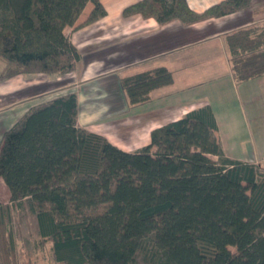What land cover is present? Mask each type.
I'll return each instance as SVG.
<instances>
[{"label":"trees","instance_id":"obj_1","mask_svg":"<svg viewBox=\"0 0 264 264\" xmlns=\"http://www.w3.org/2000/svg\"><path fill=\"white\" fill-rule=\"evenodd\" d=\"M252 1L196 13L188 0H141L124 15L192 25ZM88 3L84 24L107 15L101 0H0V80L73 71L81 55L64 31ZM226 43L239 80L264 74V25L229 33ZM120 83L136 106L174 76L158 67ZM78 112L75 91L57 94L3 134L0 179L11 198L0 202V264L28 263L14 221L24 203L54 264H264V163L224 153L210 105L154 129L135 153L79 128Z\"/></svg>","mask_w":264,"mask_h":264},{"label":"crops","instance_id":"obj_2","mask_svg":"<svg viewBox=\"0 0 264 264\" xmlns=\"http://www.w3.org/2000/svg\"><path fill=\"white\" fill-rule=\"evenodd\" d=\"M139 1L101 0L107 15L84 24L94 7L88 3L76 24L64 31L79 51L81 60L69 73L41 81L29 80L31 89L35 90L31 96L75 91L79 106L77 126L103 136L128 153L149 145L154 129L210 105L215 112L217 135L224 153L232 159L263 162L264 74L239 80L226 36L239 29L264 25V0H253L248 9L192 25H184L179 20L160 24L154 18L125 16L124 10ZM222 1L188 0V6L196 13H203ZM158 67L169 69L174 83L154 90L148 102L131 105L120 80ZM18 80L22 82L23 78L20 76L14 83ZM6 84L7 81L0 82V100L8 99ZM9 93L14 97L18 93L22 102L21 84ZM168 101L172 106L166 109ZM17 103L0 106V141L23 115ZM148 105H157L162 113L128 115L136 107ZM6 109L12 112L2 115L1 111ZM122 115L128 116L120 119Z\"/></svg>","mask_w":264,"mask_h":264},{"label":"rangeland","instance_id":"obj_3","mask_svg":"<svg viewBox=\"0 0 264 264\" xmlns=\"http://www.w3.org/2000/svg\"><path fill=\"white\" fill-rule=\"evenodd\" d=\"M3 68V64L0 62V72ZM61 75V74H59ZM20 76L23 78L22 82L18 80L16 83L15 80L19 79ZM46 77H52L48 76L45 74H35V75H18L14 76L12 78H7L5 80H0L2 81H7L6 88H7V100H0V106L2 108L4 105L11 106L9 105L10 103H13L14 101H18V108L22 109L23 115L34 105L44 102L48 99H50L52 94L54 93H45L44 95L39 94L38 96H31L32 94L35 93V90H32L30 87V82L29 80L31 79H38L39 81L44 80ZM17 84V85H16ZM23 87V95H22V102H20V97L17 95L14 97L12 96L9 92H13L14 90H17L19 87ZM44 83H42L43 85ZM44 88V87H43ZM42 88V89H43ZM41 89V88H40ZM2 95H0V98ZM175 98H173L174 100ZM31 102V103H30ZM172 106L171 101H168V104L166 105V109H169ZM29 107V108H28ZM9 108V107H8ZM28 109V110H27ZM155 109V110H154ZM5 114L8 115L12 111L9 109H6L4 111H1L3 113L2 115ZM162 112L158 111L157 105L154 106H145V107H136L133 109L131 112H129V116L136 115L138 116H143V115H158L161 114ZM22 115V116H23ZM128 115H122L120 116V119H123L127 117ZM233 146V144H231ZM252 146H257L258 144H251ZM243 146L246 147L247 144L243 143ZM233 155H241V154H233ZM260 155V154H259ZM215 159V157H213ZM260 163H264L260 162ZM10 198H11V193L9 189L6 187L4 181L0 179V202L3 204H10ZM14 221L16 222V227L18 230V234L21 238H23L26 249H27V254H28V263L27 264H54L53 262V257H52V250H51V243H47L43 248L39 246L40 243V237H39V229H38V224H37V219L35 213L30 209L29 204L24 203L23 208L20 209V211H15V217ZM20 241V240H19Z\"/></svg>","mask_w":264,"mask_h":264}]
</instances>
